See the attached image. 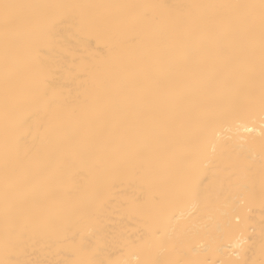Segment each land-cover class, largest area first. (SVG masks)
<instances>
[{
	"label": "snow or ice",
	"instance_id": "1",
	"mask_svg": "<svg viewBox=\"0 0 264 264\" xmlns=\"http://www.w3.org/2000/svg\"><path fill=\"white\" fill-rule=\"evenodd\" d=\"M165 7L0 0L5 246L18 237L21 218L68 230L80 222L81 205L63 190L61 177L86 159L98 170L111 168L145 182L148 194L137 204L154 230L143 264H161L160 254L178 252L172 226L177 216L190 208L206 224L220 203L206 160L208 145L225 124L237 134L241 127L252 133L257 123L261 128L258 162L255 139L236 137L233 151L246 181L228 202L236 225L256 196L257 174L264 201V0L181 5L179 17L171 19L151 11ZM65 25L77 30L86 49L93 39L112 41L106 54L82 64L88 87L75 120L66 118L67 105L53 83L60 64L51 53ZM193 84H199L194 98L188 93ZM37 118L47 149L38 160L31 153L21 160L19 134ZM145 121L155 125L146 130L151 142L137 134ZM102 194L98 185L97 208ZM225 227L231 229V222ZM76 252L91 249L85 243ZM235 255L236 264H248L241 253ZM260 255L264 264V243ZM72 264L102 262L86 258Z\"/></svg>",
	"mask_w": 264,
	"mask_h": 264
},
{
	"label": "bare ground",
	"instance_id": "2",
	"mask_svg": "<svg viewBox=\"0 0 264 264\" xmlns=\"http://www.w3.org/2000/svg\"><path fill=\"white\" fill-rule=\"evenodd\" d=\"M24 3H81V4H147L164 5L151 11L165 19L178 18L179 6L189 4H229L244 3L249 0H20ZM82 36L77 30L65 25L56 33V47L51 55L60 64V71L53 83L59 88L67 105L66 118H79V101L84 98L87 82L83 79L82 64L93 55L107 53L112 41H90L86 49ZM123 40L125 37H117ZM2 48V41H0ZM100 49L101 53L94 50ZM199 84L188 89L195 97ZM40 119L30 122L19 134L16 154L22 160L31 153L38 160L46 151L47 143L40 130ZM145 121L137 128V134L151 142L147 129L154 127ZM251 127V125H249ZM237 135L255 139L259 161L258 145L261 128L257 123L252 133L241 127L237 134L232 125L220 126L212 143L208 145L209 180L215 185L219 204L210 210L207 223L201 224L192 209L184 210L183 217L177 216L172 222L176 229L178 252L171 250L157 258L161 264L179 261L180 264H236V253H241L248 264H260V247L264 243V201L259 196V175L255 177L256 196L244 213L243 221L236 225L231 217L228 202L238 195L236 186L245 183L240 165L233 151ZM129 163L134 162V153L128 155ZM4 175V134L0 125V261L6 264H72L86 258H94L102 264H143L149 256L151 232L154 230L139 211L138 200L144 199L148 189L144 181L108 168L96 169L88 160H77L74 166L61 177L62 188L71 193V198L80 203V222L71 230L62 226L44 227L21 218L18 221L19 235L8 246L4 243L5 217L3 214ZM103 186L102 207L94 206L95 190ZM231 222V229L225 225ZM171 235V229L166 231ZM87 243L89 253H79L76 249Z\"/></svg>",
	"mask_w": 264,
	"mask_h": 264
}]
</instances>
